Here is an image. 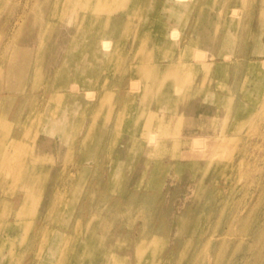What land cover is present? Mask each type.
<instances>
[{"label":"rangeland","instance_id":"obj_1","mask_svg":"<svg viewBox=\"0 0 264 264\" xmlns=\"http://www.w3.org/2000/svg\"><path fill=\"white\" fill-rule=\"evenodd\" d=\"M25 1L0 0V115L8 120L6 131L0 130L7 138L18 110H39L35 104L43 93L48 98L54 94L42 87L53 79L69 31L76 32L75 23L67 22L68 11L56 14L50 4ZM35 1L41 19L28 25L24 19L32 17L28 10ZM136 1L139 4L124 17L129 26L122 25L113 35L120 51L130 55L107 59L106 67L96 68L93 76L69 78L62 91L79 93L68 101L71 128L62 141L59 134H50V143L40 146L46 135L42 121L20 125L27 148L11 161L14 169L0 183V198L18 192L23 180V170L16 171L18 155L25 164L36 160L34 194L40 204L52 186L69 190L77 179L73 188L80 196L73 215L82 213L83 236L98 247L79 263L60 249L50 264H104L110 251L118 253L117 264H133L134 250L139 256L145 249H150L147 264H264V72L257 84L245 82L248 60L264 58V51L251 52L250 0ZM226 28L246 32L223 47L225 62L220 67L193 71V84L186 90L188 100L213 92L217 101L192 113L184 105L172 110L169 94L175 91L166 81L160 96L147 103L152 84L140 78V59L176 58L188 35L195 38L189 59H210ZM24 46L32 49L28 61L21 56ZM204 76L210 80L200 82ZM137 79L134 103L128 108L131 90L124 87ZM239 100L244 104L239 118H233ZM172 101L184 103L183 98ZM221 132L233 135V141L222 139ZM31 146L35 154L28 151ZM3 202L0 199V208ZM41 207L24 215L21 236L11 246L12 264H23L22 247L45 213Z\"/></svg>","mask_w":264,"mask_h":264},{"label":"bare ground","instance_id":"obj_2","mask_svg":"<svg viewBox=\"0 0 264 264\" xmlns=\"http://www.w3.org/2000/svg\"><path fill=\"white\" fill-rule=\"evenodd\" d=\"M39 1L41 2V4H50V8L51 10H53V13L54 11H57L56 14H58V11H61L63 13L68 11L70 15L69 19L67 18V22L68 24L75 23L76 32L73 34L69 31L70 35L62 45V47L64 48V52L53 69V79L45 81V85L44 87H42L44 91L45 88L50 89L51 91L54 90V94H52L51 97L48 98L47 95L43 93L42 101H39L35 104V106H37L38 108L40 107L39 110L33 109V107H31L27 112L23 111L24 109L18 110V119L16 120L14 128H12L9 132V138H7L6 133L4 134V132H2L3 130L6 131V122L8 120L0 115V129H3L2 131L0 130V183H3L5 177L9 175V173L14 169V166L11 165V161L17 156V153L26 151L25 149L27 148V143H25L22 139L24 137L21 138L20 135V125L24 121L36 122L41 120L44 124L43 126L46 135L42 136V139L40 140V146L48 145L50 143V134H59L61 138L60 140L62 141L63 137L68 136L67 133L70 132L69 129L71 128L70 122L72 119V115L68 111V101L74 100V97L79 93L72 90L62 91L70 84L69 78L71 77L78 79L84 76H93V74L96 73V68L97 71H102V68L106 67L107 59L115 56H118V58L125 56L128 57L130 55L127 53L124 54L120 51L121 45L114 43L113 35H115L118 30L121 29L122 25H124V27L129 26V20H125L124 17L130 14V10L131 7L133 8V4H139L138 1ZM39 1L33 2L32 4H30V7L28 6V12H31L30 14H32V17L29 18V16H27L24 19L26 21V24H34L36 20H39V10H37L40 5L38 3ZM167 1L169 3L174 2V4H180V2L183 0ZM227 2L229 1L224 0L225 4H227ZM27 3L28 0L25 1L24 5H28ZM249 4H251V11L248 21V32L251 35V40L253 42L251 52L255 51L256 53L258 51H264V0H250ZM25 10L26 9H24V12ZM114 12H117V14L114 15ZM206 23L208 22L206 21ZM239 23L237 21V24ZM193 32L194 30H192L190 34H193ZM245 32L246 30L242 28H240L238 31H232L229 28L224 29L221 32L220 37L218 38L219 48H217V51L212 54V58L203 61L198 60L194 62L189 59V56L191 55L194 48L193 41L195 40V38H192V36L189 35L186 39H184L182 45H180V49L176 54V58L170 57L166 62L154 59H148L147 61H144L139 58L138 54H136L135 57L140 59V65L138 66V72L142 74V77L140 78H142L145 83L150 82V84H152L148 87V92L145 96L147 103H150L148 102L149 99L155 100V98L159 97L160 91L163 90L165 82L169 81V84L172 85V88L171 85L168 86H170L171 91L172 89H174L175 92L172 91L169 94V98L171 99L170 102L167 96H165L163 100L167 99L169 105H171L172 110L173 106L175 107L176 111L181 110V106L184 105L189 107L192 113L199 111L202 108H207L210 104L212 105L215 101H217L216 99H218L217 95L213 92L205 93L198 101L188 100L186 90L190 85V79L193 80L190 75L198 68L209 69L213 66H215L216 68L220 67L221 64L225 62L221 57V55L223 54V47L228 41L238 39L239 36ZM131 45L132 43L130 44V46ZM24 47L25 48H22L23 50L20 49L21 56L26 58V60L28 61L32 49L26 46ZM155 47L159 48L158 45H155ZM0 49L2 51V48ZM165 67H168L169 69L168 76H166L165 74ZM245 70L247 75L249 74V76L245 79V82L249 80L257 84V80L259 79L258 76L260 77V75L264 72V58L249 59L246 64ZM148 74H152L150 78L147 76ZM3 76L4 74H2L0 71V79H2ZM47 78L48 77L45 76L44 79ZM139 79H137L136 82H133V85L124 87L131 90L128 95V108L133 106V89L137 90L136 84L138 83ZM57 80L60 81V84L67 85L65 87H62L59 83L57 84ZM199 80L200 82H205L210 79L207 76H204ZM180 98L184 99V103L172 101L173 99ZM158 104L161 103L158 102ZM236 104L237 106L233 110V118H239L238 115L240 114L241 107L244 103L239 100L236 101ZM194 106L196 107V109L193 108ZM248 111L250 110H247V112ZM10 124H12V122ZM242 125L245 124L243 123ZM26 129H24L25 133ZM215 136L217 137L218 135ZM219 136H222V139L229 138V141H233L234 139L233 135H229L224 132H221ZM6 145H9L11 148L4 149L3 147H5ZM28 151L31 154L34 153L32 146ZM17 159L19 161V164L18 167H16V171L18 168L20 170H23L20 173L21 175H23V180L20 184H18V192L10 198H0L2 201H5L3 202V207L0 208V264H10L12 262L13 249H11V246H13L17 238L19 239L21 236V229L25 225L24 215L30 212L33 213L32 211L36 210L40 206L44 207L45 213L41 215V220L40 222H38L39 224L37 223L29 231L25 238V242L22 247V255L24 258V261L22 263L50 264L53 260V255L56 254L60 249L66 250L69 259L78 261V263L81 261L85 262L86 259L94 255V249L98 247V244L97 246L94 245L96 241L91 237L87 235L83 236V231L81 230V227L83 225L82 213H79V215L76 214L75 216L73 215L75 205L80 196V193H76L75 189L73 188L77 183V179L73 182L74 185H72L69 190L68 187L67 189L64 188L65 186L63 187V189L60 188V184L56 185V187H50L51 189L48 190V195H46L47 197H45L44 202L40 204L38 196L34 194L35 185H37V177L39 176L36 172V160L32 158L31 162H27L25 164L22 155H18ZM65 214L68 215L66 220L64 219ZM91 214L93 215V213ZM4 248L6 250L8 249L9 251L5 252L3 250ZM147 250L150 249H145L146 252L143 255L141 254L139 256L136 255V252L134 250L133 264H147L149 262H147V256L148 253H150V251ZM124 254L128 255V252H125ZM117 256L118 253H116V251H110L108 258L105 260L104 264H117ZM59 257L62 258V256L60 255Z\"/></svg>","mask_w":264,"mask_h":264}]
</instances>
